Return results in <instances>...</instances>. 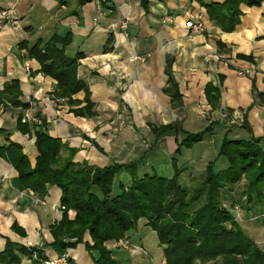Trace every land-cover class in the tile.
Returning a JSON list of instances; mask_svg holds the SVG:
<instances>
[{"label": "crops", "instance_id": "crops-1", "mask_svg": "<svg viewBox=\"0 0 264 264\" xmlns=\"http://www.w3.org/2000/svg\"><path fill=\"white\" fill-rule=\"evenodd\" d=\"M107 6L113 8L112 12L102 9L98 1L78 6L70 0L59 6L55 0H0V90L5 83L17 80L20 101L29 105L28 110L0 106V147L7 141L20 145L30 166L35 165V129L31 128L28 135L15 127L18 116L27 111L40 120L35 127L45 121L49 136L75 150V163L102 168L138 162L141 176L145 171L160 174L163 161L165 176L170 177L175 139L180 141L183 135L167 133L155 145L149 125L177 122L185 132L194 134L212 124L211 134L190 149H182L176 157L180 169L189 163L187 166H196L205 161L206 165L212 159L224 168L226 162L217 158L224 137L250 140L264 135V0L256 7L240 5V23L230 33L211 22L196 0H147L145 7L140 0H109ZM198 14L205 32L193 34L184 24ZM67 33L71 42L66 55H83L77 76L89 88L94 105L92 117L72 113L85 105L83 92L72 97L80 102L76 106L63 99H51L55 81L42 75L38 62L24 58L25 51L18 49L21 42L31 44ZM217 42L224 47L218 48ZM237 55L250 57L251 61L238 59ZM132 56L144 57V61H131ZM169 76L181 97L179 105H174L166 92ZM209 84L219 90L214 106L205 96ZM119 121L126 126L114 133ZM143 138L152 141L153 151L143 149L148 146L140 144ZM168 139L173 147L166 151L164 143ZM199 146V152L190 156ZM210 151L212 157L207 156ZM60 154L66 157L67 151L63 149ZM163 154L167 155V163ZM127 178L121 173L115 179L111 195L119 192V183L125 184ZM60 195L57 187L50 186L42 198L44 204L36 203L38 196L21 188L17 172L0 158V251L9 239L42 250L48 261L62 255L69 264H92L82 244L65 251L51 246L50 227L62 217ZM73 216L69 211V219ZM143 221L137 229L145 225ZM13 223L24 231V236L11 229ZM137 229L126 235L135 245L139 240ZM84 240L89 238L85 235ZM113 245L109 243L107 248L121 264H152L140 254L112 250ZM21 264L30 262L21 258Z\"/></svg>", "mask_w": 264, "mask_h": 264}, {"label": "trees", "instance_id": "trees-1", "mask_svg": "<svg viewBox=\"0 0 264 264\" xmlns=\"http://www.w3.org/2000/svg\"><path fill=\"white\" fill-rule=\"evenodd\" d=\"M55 1L60 6L67 5L70 0ZM92 1H98L102 9L112 12L113 8L107 6L109 0H76V4L82 6ZM196 1L206 10L209 20L226 33L237 29L242 15L240 5L256 7L263 2ZM140 3L145 7L147 0H140ZM70 42V33L63 37L52 35L47 40L37 39L30 45L21 42L18 49L25 51L24 58L38 62L42 75L55 81L49 95L51 99H63L76 106L80 102L72 97L83 92L85 105L72 110V113L77 117H92L94 105L90 101L89 88L77 76L83 55L77 53L74 58L68 57L66 48ZM217 46L224 47L219 42ZM237 58L251 61L250 57L243 55H237ZM168 82L170 87L166 92L171 102L179 105L181 97L177 86L170 76ZM205 96L214 106L219 99L218 88L207 85ZM20 97L18 81L7 82L0 90V106L27 110L29 105L23 104ZM21 116L16 120L19 132L30 135L31 128L35 129L34 144L38 153L35 165L31 167L22 147L10 141L0 147V158L17 172L21 188L41 198L50 186L60 190L62 217L50 227L52 247L65 251L82 244L92 264H121L106 245L124 239L129 231L137 229L140 220H144L162 247L164 264H264V251L244 233L222 203V191L244 180L242 194L245 204L264 206V135L250 140L224 137L217 158L224 160L226 167L219 168L215 161L208 162L198 185L187 190L180 184L182 169L178 168L176 157L182 149H190L211 134L212 124L194 134L185 132L177 122L149 125L155 145L167 133L181 134L183 138L180 141L175 139L170 177L155 171L140 176L138 162L113 163L102 168L86 162H73L75 150L68 148L61 139L49 136L45 121L38 127L29 126L21 123ZM63 149L67 151L66 157H61ZM121 173L128 176L127 182H120L119 192L111 195L113 183ZM199 202L200 205L192 209ZM69 211L74 213L72 219L68 217ZM11 229L25 235L16 223ZM85 235L88 241L84 240ZM33 254H36V259L32 258ZM19 255L26 256L31 264L47 261L42 250L29 249L5 239V246L0 251V264H20Z\"/></svg>", "mask_w": 264, "mask_h": 264}, {"label": "rangeland", "instance_id": "rangeland-1", "mask_svg": "<svg viewBox=\"0 0 264 264\" xmlns=\"http://www.w3.org/2000/svg\"><path fill=\"white\" fill-rule=\"evenodd\" d=\"M47 39H45V40H47ZM28 44L30 45V43H28ZM1 107H3V106H1ZM23 124H25V123H23ZM29 126H37V125H29ZM125 126H126V124L122 122L121 128L118 129V131H116L114 133L119 132ZM15 127H16V124H15ZM151 142L152 141H148L147 138H143L141 140L140 144L142 145V143H143V145H148L146 148H143L145 151H153L154 145ZM169 142H170V140L168 139L164 143V148L166 151L173 147L172 142L171 143H169ZM216 142H217V140H216ZM263 143L264 142H262V146H264ZM170 144H171V146H170ZM200 148H201V146L196 147V149L192 150L191 153H189L190 156L193 153L199 152ZM155 151H156V149H155ZM164 155L165 154L162 155L163 156L162 158H164L166 160V163H167V160H168V158H166L167 155L166 156H164ZM207 156L212 157V151H210ZM196 157H197V155H195V158ZM182 160H184V159H182ZM211 161H214V159H212ZM202 163H198L196 166H192L193 164H191V166H187L190 164L189 163L187 165H184L185 168L183 166L182 174L180 177V181L182 184L181 186L183 188L190 190V189H192L198 185V183L201 180V174L205 168V161L204 162L202 161ZM182 165H183V162H182ZM163 166H164V164L162 161V163H160V165H159V172H160V174L165 175L166 172H164L165 170L163 169ZM145 172H148V171H145ZM244 184H245V181L242 180L241 182H239V183H237L231 187H227V189H224L222 191V203L224 206H226V208L233 215L235 220L239 223V227L244 231V233L250 239L253 240V242L257 245V247L259 249L264 251V206H260L258 203L256 205L245 204V198L243 197V194H242V192L244 191ZM37 199L42 200L41 197H37L35 199V202ZM37 203L41 204L39 202H37ZM199 205H200V202L195 204L192 209L198 207ZM61 211H62V209H61ZM143 222L145 224L144 226H146V222L145 221H143ZM144 226H142V227L140 226L136 230L137 232L135 231L136 237H139L138 245L131 243L129 241V239H126L127 238V236H126L124 239H121L117 242H114V245L112 246V250L122 251V252H125L127 255L131 254V253L132 254H140V256L142 255L144 258L150 259L152 261V264H164L162 247H160V245L156 243L158 241H157V237H156L155 233L152 230H150V228H148L147 226H146V228H143ZM141 237H143V238H141ZM106 247H107V245H106ZM109 250H111V249H109ZM19 258H20V264H21V258L28 259L24 255H19ZM32 258L36 259V254H33ZM142 258H139V259L144 261ZM28 260L31 264V260L30 259H28ZM36 264H69V262L66 260V258H64L61 255V257H58L57 259H54L51 261L47 260L46 262H43V263L42 262H39V263L36 262Z\"/></svg>", "mask_w": 264, "mask_h": 264}, {"label": "built area", "instance_id": "built-area-1", "mask_svg": "<svg viewBox=\"0 0 264 264\" xmlns=\"http://www.w3.org/2000/svg\"><path fill=\"white\" fill-rule=\"evenodd\" d=\"M184 25L193 34H202L203 32H205V27L203 25L202 16L199 14L196 15L194 19L187 20ZM121 27L124 28V24H122ZM130 59L131 61H141V62L144 61V57H139V56H132ZM21 123H25L29 125H39L40 120L37 117L30 115L26 111L21 116ZM121 126H122V122L117 123L115 127L113 128V131L114 132L118 131V129H120ZM37 202L44 204L43 200L37 199L36 203Z\"/></svg>", "mask_w": 264, "mask_h": 264}]
</instances>
